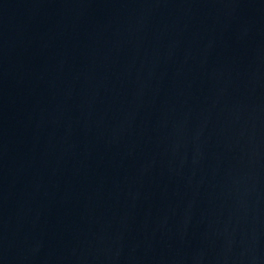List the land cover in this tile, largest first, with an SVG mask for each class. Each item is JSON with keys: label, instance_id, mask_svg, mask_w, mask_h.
<instances>
[{"label": "water", "instance_id": "obj_1", "mask_svg": "<svg viewBox=\"0 0 264 264\" xmlns=\"http://www.w3.org/2000/svg\"><path fill=\"white\" fill-rule=\"evenodd\" d=\"M0 264H264V0H0Z\"/></svg>", "mask_w": 264, "mask_h": 264}]
</instances>
